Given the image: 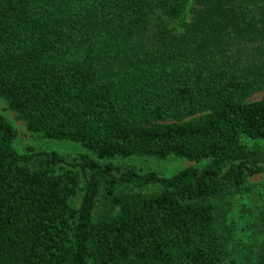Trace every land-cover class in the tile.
Wrapping results in <instances>:
<instances>
[{"label": "trees", "instance_id": "trees-1", "mask_svg": "<svg viewBox=\"0 0 264 264\" xmlns=\"http://www.w3.org/2000/svg\"><path fill=\"white\" fill-rule=\"evenodd\" d=\"M0 0V98L39 138L13 146L0 111V264L237 263L230 194L264 175V5L245 0ZM30 148V147H29ZM202 162L171 175L118 158Z\"/></svg>", "mask_w": 264, "mask_h": 264}, {"label": "rangeland", "instance_id": "rangeland-1", "mask_svg": "<svg viewBox=\"0 0 264 264\" xmlns=\"http://www.w3.org/2000/svg\"><path fill=\"white\" fill-rule=\"evenodd\" d=\"M261 5H264V0H245L244 11L248 16H251L256 8ZM193 7L194 2L189 0L178 18L168 20L169 28L174 32L183 31L185 24L192 17ZM263 95L264 89L254 92L248 99H259ZM0 111L17 131L13 146L18 152H25L28 149L56 150L64 153L83 150V147L74 141L50 140L32 134L25 127L24 121L16 117L13 110L5 108L4 101L1 98ZM243 140L247 146L255 148L261 158H264V139L244 137ZM117 161L123 166L132 167L140 172L153 169L165 176L171 175L188 165L200 166L202 164V162L175 157L160 160L154 157L132 156L118 158ZM228 200L229 209L226 215V223L231 229V237L228 242L230 254L237 263L252 261L257 255L262 240L257 220L264 202V175L255 173L247 176L244 190L230 194Z\"/></svg>", "mask_w": 264, "mask_h": 264}]
</instances>
